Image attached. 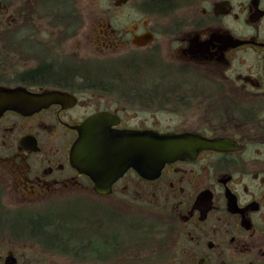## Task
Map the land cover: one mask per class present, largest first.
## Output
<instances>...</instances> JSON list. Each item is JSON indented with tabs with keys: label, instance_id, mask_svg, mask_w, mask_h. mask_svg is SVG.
<instances>
[{
	"label": "flooded vegetation",
	"instance_id": "1",
	"mask_svg": "<svg viewBox=\"0 0 264 264\" xmlns=\"http://www.w3.org/2000/svg\"><path fill=\"white\" fill-rule=\"evenodd\" d=\"M0 86L48 102L0 113V264H264V0H0ZM98 113L225 141L100 193L70 158Z\"/></svg>",
	"mask_w": 264,
	"mask_h": 264
},
{
	"label": "water",
	"instance_id": "2",
	"mask_svg": "<svg viewBox=\"0 0 264 264\" xmlns=\"http://www.w3.org/2000/svg\"><path fill=\"white\" fill-rule=\"evenodd\" d=\"M43 94L31 93L22 87L0 86V113L14 109L30 113L48 102ZM115 121L105 113L88 117L70 149L73 165L90 175L96 190L106 193L110 185L129 167L144 177L156 176L166 162L193 156L202 147L221 148V138H201L193 133L158 132L150 129H111ZM199 144V146H198Z\"/></svg>",
	"mask_w": 264,
	"mask_h": 264
},
{
	"label": "rangeland",
	"instance_id": "3",
	"mask_svg": "<svg viewBox=\"0 0 264 264\" xmlns=\"http://www.w3.org/2000/svg\"><path fill=\"white\" fill-rule=\"evenodd\" d=\"M101 6L102 5H100L99 7H101ZM173 77H174V75H173ZM173 77L171 76V77L166 78V80L164 81V87H167V83H169L171 81H174L176 79V78H173ZM172 103H173L172 101H164L163 102V110H164V113H163V116H162V127L163 128H165V127H171V125L174 124L173 117L169 113V111H171L172 110V107H173V104ZM108 203L109 202H107L106 198H99L98 199V204L100 206H106ZM104 212H105V209L98 208V214L101 215V213H104ZM121 227L124 228L125 226L122 225Z\"/></svg>",
	"mask_w": 264,
	"mask_h": 264
},
{
	"label": "trees",
	"instance_id": "4",
	"mask_svg": "<svg viewBox=\"0 0 264 264\" xmlns=\"http://www.w3.org/2000/svg\"><path fill=\"white\" fill-rule=\"evenodd\" d=\"M41 220H42L41 218L35 220L34 224H32V226H30V224H26L25 225L26 228H24V229L33 228L35 231L41 229V224H42Z\"/></svg>",
	"mask_w": 264,
	"mask_h": 264
}]
</instances>
